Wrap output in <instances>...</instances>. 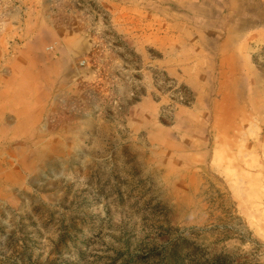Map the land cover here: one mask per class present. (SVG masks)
Returning <instances> with one entry per match:
<instances>
[{"label":"rangeland","instance_id":"374dc122","mask_svg":"<svg viewBox=\"0 0 264 264\" xmlns=\"http://www.w3.org/2000/svg\"><path fill=\"white\" fill-rule=\"evenodd\" d=\"M0 264H264V0H0Z\"/></svg>","mask_w":264,"mask_h":264}]
</instances>
